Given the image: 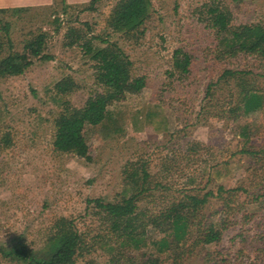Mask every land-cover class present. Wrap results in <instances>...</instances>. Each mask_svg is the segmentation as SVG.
I'll list each match as a JSON object with an SVG mask.
<instances>
[{
    "label": "rangeland",
    "instance_id": "374dc122",
    "mask_svg": "<svg viewBox=\"0 0 264 264\" xmlns=\"http://www.w3.org/2000/svg\"><path fill=\"white\" fill-rule=\"evenodd\" d=\"M119 1L8 15L12 45L1 52H22L44 34L42 56L48 57L35 58L20 75L0 78V248L10 253L24 242L44 253L55 221L65 217L87 242L75 264H264V61L219 57L223 43L208 12L221 6L235 25H264V0H151L149 18L128 33L109 23ZM88 40L95 47L120 45L133 73L147 83L141 93L109 107L103 124L87 129L86 159L56 150L54 138L55 119L65 106L81 107L100 90L95 61L83 48ZM178 48L192 56L188 73L174 66ZM228 68L236 76L220 78ZM68 76L77 86L59 94L55 85ZM238 83L257 90L263 104L246 111ZM143 169L152 187L140 201L146 212L186 192L244 188L231 205L214 197L203 209L204 221H229L223 240L202 246L191 236L162 251L151 241L162 235L153 233L142 248L119 247L104 214L88 200L129 197L139 188L129 175ZM0 264L34 263L0 251Z\"/></svg>",
    "mask_w": 264,
    "mask_h": 264
},
{
    "label": "trees",
    "instance_id": "16d2710c",
    "mask_svg": "<svg viewBox=\"0 0 264 264\" xmlns=\"http://www.w3.org/2000/svg\"><path fill=\"white\" fill-rule=\"evenodd\" d=\"M98 0H93L95 3ZM151 0H120L110 14V26L116 31L131 32L138 30L150 16ZM210 24L220 36L223 49L219 57H234L239 54L254 56L264 61V25L261 23H232L231 13L219 7L210 6ZM78 38H80L78 36ZM78 40V39H77ZM45 35L41 34L30 40L22 52H12L0 59V76L20 75L33 65L34 58L42 56ZM85 52L95 61L96 83L100 87L89 96L81 107L70 105L59 113L55 119L54 147L61 152H71L79 157L90 158V145L87 137L89 127L103 124L108 117L109 107L126 100L129 95L142 92L146 86L144 76L133 73V62L124 49L115 42H107L106 46L95 47L90 40L83 44ZM174 66L182 73H188L192 56L178 48L175 50ZM238 72L225 69L220 78H233ZM239 85V83H238ZM77 84L71 77L58 81L55 88L59 94L72 92ZM241 105L251 111L263 104V96L255 89L243 88L240 84ZM248 153L253 151L243 150ZM142 173V174H141ZM134 170L130 177L138 185V191L117 202H105L102 198L89 199L88 203L104 214L108 231L115 242L124 249H138L147 245V237L156 233L162 235L159 244L162 251L177 249L181 243L195 237L194 243L202 246L218 244L223 240L229 221L225 218L204 221L203 209L214 197H220L224 207L231 205L232 197L244 191L242 187L227 189L219 185L216 190L205 192H186L168 202L156 212H146L140 206L142 195L151 190L150 174L147 169L142 172ZM158 184V183H157ZM191 245V244H190ZM190 245L183 247L184 251ZM87 248L86 238L78 229L76 222L69 218L55 221L48 242V250L37 253L24 242H18L10 253L2 248L4 255H12L18 260H28L34 264H75L77 257ZM209 256V254H208ZM206 256V257H208ZM152 263H155L151 260Z\"/></svg>",
    "mask_w": 264,
    "mask_h": 264
},
{
    "label": "crops",
    "instance_id": "0c3cea01",
    "mask_svg": "<svg viewBox=\"0 0 264 264\" xmlns=\"http://www.w3.org/2000/svg\"><path fill=\"white\" fill-rule=\"evenodd\" d=\"M92 1L93 0H0V59L6 57L11 53L10 51L4 54L1 52V50L5 46H7V42H8V46L12 45V42L11 40H9V36H8V32L10 31L8 15L10 13L21 14L25 12H34L42 8H52L58 4H62L66 7L85 6L89 2L94 4ZM3 33L4 35L5 34L7 35L6 39L5 36H3ZM9 76H16V75H9ZM9 76L8 75L0 76V78L4 79Z\"/></svg>",
    "mask_w": 264,
    "mask_h": 264
}]
</instances>
